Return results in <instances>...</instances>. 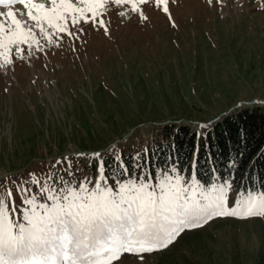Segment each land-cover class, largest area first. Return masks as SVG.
<instances>
[{
  "label": "rangeland",
  "instance_id": "1",
  "mask_svg": "<svg viewBox=\"0 0 264 264\" xmlns=\"http://www.w3.org/2000/svg\"><path fill=\"white\" fill-rule=\"evenodd\" d=\"M167 6L170 18L156 0L147 21L109 16L108 36L89 31L58 46L41 40L44 52L23 60L13 47V64L0 67V177L21 180L33 172L44 180L66 168L77 178L93 176L101 156L137 150L165 123L202 134L223 112L264 104V0H167ZM108 175L119 179L115 171ZM225 181L196 183L197 198L200 191L215 197L211 188ZM240 194L229 189L230 206ZM249 194L254 205L262 203L264 193H243ZM125 264L137 261L129 256ZM144 264H264V216L213 218L145 254Z\"/></svg>",
  "mask_w": 264,
  "mask_h": 264
},
{
  "label": "snow or ice",
  "instance_id": "2",
  "mask_svg": "<svg viewBox=\"0 0 264 264\" xmlns=\"http://www.w3.org/2000/svg\"><path fill=\"white\" fill-rule=\"evenodd\" d=\"M17 4L22 7L14 10ZM0 6L7 9L0 11V67L13 64V47L23 60L25 54L44 52L41 40L58 46L65 37L78 42L89 31L108 36L109 16L132 14L137 22L147 21L145 12L155 10L153 0H47V5L0 0ZM156 7L170 18L167 0H156ZM105 169L100 159L93 176L77 178L66 168L44 180L33 179V172L21 180L0 177V264H125L129 256L144 264L145 254L166 248L183 231L213 218L264 216V196L254 205L256 197L245 198L242 192L230 206V181L211 188L215 197L200 191L197 198L194 174L184 180L164 173L153 183L151 174L132 178L125 169L115 179Z\"/></svg>",
  "mask_w": 264,
  "mask_h": 264
},
{
  "label": "trees",
  "instance_id": "3",
  "mask_svg": "<svg viewBox=\"0 0 264 264\" xmlns=\"http://www.w3.org/2000/svg\"><path fill=\"white\" fill-rule=\"evenodd\" d=\"M158 133L137 150L122 152L119 160L102 157L105 171L155 176L175 168L184 179L194 174L201 184L227 180L241 193H264V104L223 112L202 134L181 122L165 123Z\"/></svg>",
  "mask_w": 264,
  "mask_h": 264
}]
</instances>
